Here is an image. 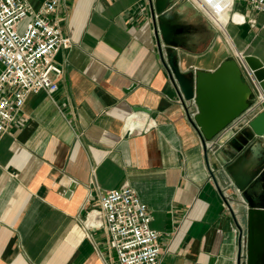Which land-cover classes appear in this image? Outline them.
Returning <instances> with one entry per match:
<instances>
[{"label":"crops","instance_id":"1","mask_svg":"<svg viewBox=\"0 0 264 264\" xmlns=\"http://www.w3.org/2000/svg\"><path fill=\"white\" fill-rule=\"evenodd\" d=\"M153 2L61 0L55 18L72 44L54 57L59 88L30 93L0 138V264H118L87 213L102 193L127 185L161 233L159 264H238L240 254L247 264L246 202L217 173V138L207 159L167 65L171 54L185 74L240 55L264 64V12L237 2L247 22L221 29L175 0V22L194 14L197 29L183 28L187 44L162 42L166 65Z\"/></svg>","mask_w":264,"mask_h":264},{"label":"built area","instance_id":"2","mask_svg":"<svg viewBox=\"0 0 264 264\" xmlns=\"http://www.w3.org/2000/svg\"><path fill=\"white\" fill-rule=\"evenodd\" d=\"M197 10L213 19L221 29L229 20L247 22L246 15L234 10L237 2L264 12V0H187ZM229 1V0H228ZM61 0H44L34 6L28 0H0V138L15 120L32 92L58 90V77L63 69L54 61L56 53L71 46L55 15ZM223 16V18H221ZM26 21L21 27L22 22ZM244 76L253 88L251 107L253 114L264 110V91L253 71L240 55ZM189 114H197L195 99H189ZM136 120V119H135ZM129 131L138 124L134 117ZM148 124L145 128L149 129ZM230 205V195L224 192ZM94 217L90 227L106 232L109 247L116 251L118 264H159L161 259V233L153 228L149 206L131 186H123L102 193L98 204L88 210Z\"/></svg>","mask_w":264,"mask_h":264},{"label":"water","instance_id":"3","mask_svg":"<svg viewBox=\"0 0 264 264\" xmlns=\"http://www.w3.org/2000/svg\"><path fill=\"white\" fill-rule=\"evenodd\" d=\"M174 1L154 0L152 3L165 64L162 42L179 46L178 39L183 32L182 26L175 22L176 10L171 6ZM244 61L264 91L263 62L252 55H245ZM167 67L184 98L195 99L198 111L192 122L202 137L207 159V142L217 138L215 153L221 164L217 173L229 177L228 188L236 191V198L240 196L246 202L247 264H264V110L255 114L248 112L254 91L244 76L240 60L228 58L215 70L197 69L185 74L171 54ZM213 176L216 179L214 173ZM216 182L219 187L217 179ZM241 262L240 254L238 264Z\"/></svg>","mask_w":264,"mask_h":264},{"label":"flooded vegetation","instance_id":"4","mask_svg":"<svg viewBox=\"0 0 264 264\" xmlns=\"http://www.w3.org/2000/svg\"><path fill=\"white\" fill-rule=\"evenodd\" d=\"M186 8L190 9V6H188ZM196 19H197V17L193 14V15L190 16V20H188L186 22H183V23L180 22L179 24L182 26V28H191V29L194 28V29H197V24H195V20ZM193 33H194V31H193ZM193 33L191 32L192 35H194ZM188 37H189L188 34H185V35H182V36L180 35L178 40L181 43L187 44V40L189 39Z\"/></svg>","mask_w":264,"mask_h":264},{"label":"rangeland","instance_id":"5","mask_svg":"<svg viewBox=\"0 0 264 264\" xmlns=\"http://www.w3.org/2000/svg\"><path fill=\"white\" fill-rule=\"evenodd\" d=\"M199 12H201V11H199ZM200 16L203 17L207 22H209V24L211 23L215 27L219 28L217 23H215V21L213 19H211L210 17H208L205 13H203V15H200ZM25 23H26V21L22 22L21 27H23L25 25Z\"/></svg>","mask_w":264,"mask_h":264}]
</instances>
